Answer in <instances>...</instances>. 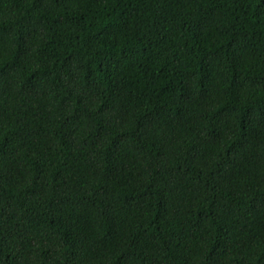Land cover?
Masks as SVG:
<instances>
[{
    "label": "trees",
    "instance_id": "16d2710c",
    "mask_svg": "<svg viewBox=\"0 0 264 264\" xmlns=\"http://www.w3.org/2000/svg\"><path fill=\"white\" fill-rule=\"evenodd\" d=\"M0 264H264V0H0Z\"/></svg>",
    "mask_w": 264,
    "mask_h": 264
}]
</instances>
